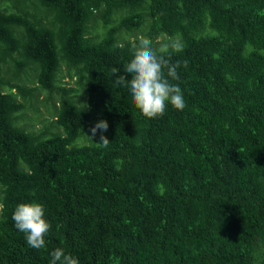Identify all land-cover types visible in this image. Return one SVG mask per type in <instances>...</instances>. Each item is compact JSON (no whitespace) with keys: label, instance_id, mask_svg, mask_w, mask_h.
<instances>
[{"label":"trees","instance_id":"16d2710c","mask_svg":"<svg viewBox=\"0 0 264 264\" xmlns=\"http://www.w3.org/2000/svg\"><path fill=\"white\" fill-rule=\"evenodd\" d=\"M141 36L184 45L182 111L145 119L114 85ZM37 104L47 127L18 125ZM30 202L42 250L11 219ZM58 247L80 264H264V0H0V264Z\"/></svg>","mask_w":264,"mask_h":264},{"label":"clouds","instance_id":"9594fccd","mask_svg":"<svg viewBox=\"0 0 264 264\" xmlns=\"http://www.w3.org/2000/svg\"><path fill=\"white\" fill-rule=\"evenodd\" d=\"M183 47L182 42L176 39H169L154 47L151 39L141 36L138 44L132 45L131 59L125 63L123 74L119 68L111 69L114 85L128 89L132 104L145 119L162 117L169 105L178 111L186 107L181 87L173 83L179 80L178 69L188 66L187 60L173 62L172 59L174 54L183 51ZM98 129L106 132L108 123L100 121L91 128L92 135L88 136L91 140ZM95 144L106 148L110 142L101 135L100 142ZM44 215V206L36 202L18 204L12 214L14 227L24 235L29 248H45V237L51 225ZM50 256V264H80L77 258L66 254L62 247L54 249Z\"/></svg>","mask_w":264,"mask_h":264},{"label":"rangeland","instance_id":"374dc122","mask_svg":"<svg viewBox=\"0 0 264 264\" xmlns=\"http://www.w3.org/2000/svg\"><path fill=\"white\" fill-rule=\"evenodd\" d=\"M11 71L13 70V65L10 66ZM63 69V67H62ZM64 82H67L68 79L66 77H63L62 79ZM26 86H33L34 83H22ZM68 84L71 85L70 81H68ZM43 97V93L40 92L39 93V98L38 99H42ZM38 111L39 114L37 116L36 112H31L29 109H27L26 107L22 109V111L19 112V116H21L19 119H17V124L24 127L26 130H37L39 128L44 129L45 127H47V124H45L46 122H49L52 120V116L50 114H47L44 112V107H42L40 104L38 105ZM49 107V106H47ZM24 116H28L30 118H24ZM37 116V117H36ZM39 120H41L39 122ZM53 128H51L50 131H52ZM55 131V130H54Z\"/></svg>","mask_w":264,"mask_h":264}]
</instances>
